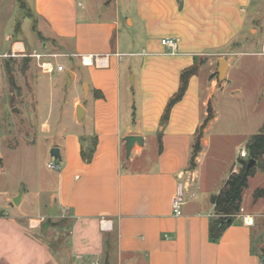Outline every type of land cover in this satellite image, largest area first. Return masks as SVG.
Instances as JSON below:
<instances>
[{
  "label": "crops",
  "instance_id": "obj_1",
  "mask_svg": "<svg viewBox=\"0 0 264 264\" xmlns=\"http://www.w3.org/2000/svg\"><path fill=\"white\" fill-rule=\"evenodd\" d=\"M103 1H24V8L29 6L25 15L35 21L37 35L51 50L29 52L23 40L14 39L10 53L18 50L17 56L30 58L38 68L48 59L35 54L69 57L70 65H56L73 72L70 85L85 82L88 88L84 95L76 90L73 97L68 118L76 130H59L65 123L56 126L58 134L51 147L57 146L61 157L46 207L49 211L29 205L21 208L22 194L18 205L11 204L18 209L9 211L8 205H0L8 212L0 216V264H99L106 258L109 264H264L257 248L264 236V210L255 207L261 198L247 197L246 201L243 196L242 210L213 241L209 224L216 214L211 196L238 168L233 165L211 187L202 185L200 173L210 148L214 96L229 85L224 80L216 87L210 75L220 58L227 63L226 79L229 70L234 75L239 67L248 68L249 62L236 60L237 54L246 53L241 51L243 47L261 45L255 53L263 55L264 0H128L125 8L114 0L109 16L105 15L109 4L101 12L96 10ZM121 20L132 29V48L123 45ZM165 37L177 39L174 51L161 43ZM51 63V71L40 68L41 72H54ZM193 65L197 69L189 77L185 93L171 107L168 119L161 121L169 98L179 88L181 71ZM124 69L134 73L130 76L133 83L136 76L140 90L138 103L127 101L125 112ZM57 76L55 87L59 85ZM56 101V96L50 97L47 115L58 106ZM78 104L84 108V123L75 115ZM208 105L214 117L202 130L201 149L195 167L190 168L192 146ZM60 108L68 114L63 105ZM40 109L36 96L34 110ZM127 135L142 136L143 144L135 143L130 155L123 158ZM93 138L94 152L85 162L81 145L88 146ZM155 140L154 153L144 160ZM143 160L148 166L136 167ZM203 188L209 189L200 192ZM179 190L186 200L181 214L174 215L172 204ZM52 211L54 217L71 221L65 251L54 248L44 227L28 225L40 216L48 221ZM242 215L251 216L253 224H245ZM103 219L108 227H102Z\"/></svg>",
  "mask_w": 264,
  "mask_h": 264
},
{
  "label": "rangeland",
  "instance_id": "obj_2",
  "mask_svg": "<svg viewBox=\"0 0 264 264\" xmlns=\"http://www.w3.org/2000/svg\"><path fill=\"white\" fill-rule=\"evenodd\" d=\"M24 1L30 0H0V55L4 52L10 53V45L14 39L23 40L29 52L51 50L50 47L44 46L43 37L40 39L37 35L38 27L29 15L24 14L23 19L20 20L19 13L24 7ZM113 1L104 0L100 6L98 5L99 7L96 6V10L101 12L103 6L109 4V10L105 15H111L114 11ZM117 1L121 8H125L128 4V0ZM41 28L45 29L43 26ZM121 30L123 45L132 48V29L124 23V20H121ZM260 50L261 45L257 44L243 47L241 51L246 53L237 54L236 60L238 59L239 63L249 62L250 65L248 68L239 67L234 75L232 69L229 70L228 75L232 74V77L224 78L229 85H224L214 96L216 108L215 119L209 132L210 148L208 155L200 164L202 185L213 186L233 165L239 170L241 167L239 151L244 148L251 135L263 131L264 56L255 53ZM126 58L134 59L135 62L138 60L136 57ZM45 59L53 62L54 72L44 74L30 58L25 60L21 56L0 57V205H8L9 211L18 209L11 204H13V196L18 195L21 190H23L21 208L29 205L33 209L40 207L45 213L49 211L46 207L50 202L59 171L47 167V162H60L50 155L51 143L58 134L56 126L65 123L66 127H59V130L62 128L69 131L76 130V127L70 126L68 115L73 110L75 91L85 94L83 83L74 82L67 86L66 70L57 73L56 63L70 65L69 57ZM130 74L134 73H129L127 69L122 71L124 112L129 108L126 107L127 101L129 103L131 99L138 103L140 94L138 79L135 76L133 83ZM56 76L59 77L57 87H55ZM210 77H214V85L218 87L221 82L217 79L216 71L212 72ZM36 96L41 103L39 112L34 110ZM51 96H56L58 106L51 109L47 115ZM61 105L68 114L62 112ZM45 122L51 123L52 127H44ZM152 142L153 149L143 156L144 160L155 151L156 140ZM122 157H126L125 149L122 151ZM247 157L248 152L243 158ZM143 161L136 162V167L148 166L147 162ZM257 188H264V172L259 167L256 168L255 174L248 178L247 186L243 191L244 199L246 201L247 197L252 199L251 195ZM206 189L209 188H203L200 192H205ZM181 198L184 203L186 194L183 191ZM183 203L181 208L184 207ZM257 206H260L263 212L264 198L256 203L255 207ZM49 216L48 221L54 224L45 228L47 231L44 235L54 248L65 251L66 239L69 235L68 226L71 221L68 217L56 218L54 214ZM46 221L45 217V220L35 228L43 230V223ZM263 245L264 236L257 245L260 253ZM103 262L105 260L99 261V264H104Z\"/></svg>",
  "mask_w": 264,
  "mask_h": 264
},
{
  "label": "trees",
  "instance_id": "obj_3",
  "mask_svg": "<svg viewBox=\"0 0 264 264\" xmlns=\"http://www.w3.org/2000/svg\"><path fill=\"white\" fill-rule=\"evenodd\" d=\"M24 6V4H23ZM29 60L28 57L24 58ZM196 66H190L181 71L180 84L178 90L169 98L165 107L161 121L165 122L168 119L171 107L179 101L187 88L189 77L195 73ZM214 117L213 110L210 105L207 106V114L200 126L199 133L195 136L194 144L190 157V168L195 167V159L201 149L202 130L205 128L209 120ZM263 131L250 136L246 143L248 152L247 158H241V167L236 172H231L225 180L221 189L211 196V201L214 204L216 217L210 221L209 224V237L211 240H217L222 232L227 228L235 219L236 215L241 210L243 191L248 183V178L253 176L256 168L259 167L264 172V124ZM95 147V138L91 143L86 146L81 145V156L85 162H89L92 158ZM255 159L256 164L246 169L249 159ZM253 200L264 198V188H257L252 194ZM261 255L264 258V245L261 247Z\"/></svg>",
  "mask_w": 264,
  "mask_h": 264
},
{
  "label": "built area",
  "instance_id": "obj_4",
  "mask_svg": "<svg viewBox=\"0 0 264 264\" xmlns=\"http://www.w3.org/2000/svg\"><path fill=\"white\" fill-rule=\"evenodd\" d=\"M161 43L163 45H165L167 48H169L171 51H174L176 49L177 46V39L174 37H165L161 39ZM18 53H20L18 50L16 51H12L11 53H6V54H1L0 57L1 58H9V57H15L18 55ZM261 54L264 55V45L262 47V51ZM34 55V54H33ZM55 54H35L36 57H53ZM39 67L44 71V72H48L52 70V63L51 61L48 60H43L42 62L39 63ZM56 69L58 71H63L64 67L61 64L56 65ZM247 155V151L245 148L241 149L239 151V156L241 158L245 157ZM58 160V159H56ZM47 167L52 168L54 170H59L60 169V163L59 162H54V161H48L47 162ZM182 192L181 190H179L177 192V195L175 196V198L173 199V213L174 215H180L181 214V206H182V198H181ZM242 210V209H241ZM240 210V211H241ZM8 215V212L5 208L0 206V216H6ZM45 220V217L40 216L38 217L36 220H29L28 225L32 228L35 226H39L40 223H42ZM242 221L247 224V225H252L253 224V218L249 215H242ZM101 225L102 227H108L109 224H107V221L101 220Z\"/></svg>",
  "mask_w": 264,
  "mask_h": 264
},
{
  "label": "water",
  "instance_id": "obj_5",
  "mask_svg": "<svg viewBox=\"0 0 264 264\" xmlns=\"http://www.w3.org/2000/svg\"><path fill=\"white\" fill-rule=\"evenodd\" d=\"M28 7L29 6L26 5V8L23 7V8L20 9V13H19L20 20L23 19L25 11H26V9ZM226 71H227V63L225 62L224 59L220 58L218 60V62H217V68H216L217 79H218L219 82H222L224 80ZM73 76H74L73 72L71 70H68L67 73H66L67 86H69L71 84V80H72ZM131 78H132V82H133V76H131ZM83 85H84L85 92H87V88H88L87 83L84 82ZM75 115H76V118H77L78 121H80L82 123L85 122L84 108H83L82 105H80V104L76 105V107H75ZM124 140H125V150H126V155L127 156L130 155L131 149H132V147L134 146L135 143H137L139 145L143 144V137L140 136V135H127V136L124 137ZM50 155L53 158L59 160L60 157H61L59 148L57 146L51 147L50 148ZM255 163H256L255 159H253V158L249 159V161L247 163V166H246V169H248L249 167L253 166ZM22 192H23V190H21L20 193L13 198L12 202H13L14 205H18L19 204ZM50 214H53V211L50 212ZM50 224H54V223L50 222V221H46L45 223H43V227L46 228ZM104 264H109V261H108L107 258L105 259V263Z\"/></svg>",
  "mask_w": 264,
  "mask_h": 264
}]
</instances>
